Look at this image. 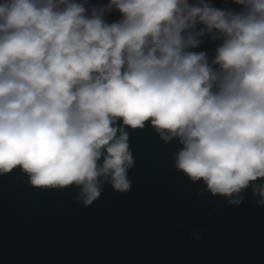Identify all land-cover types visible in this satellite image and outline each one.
I'll use <instances>...</instances> for the list:
<instances>
[{
	"label": "clouds",
	"instance_id": "1",
	"mask_svg": "<svg viewBox=\"0 0 264 264\" xmlns=\"http://www.w3.org/2000/svg\"><path fill=\"white\" fill-rule=\"evenodd\" d=\"M233 2L0 0V175L91 205L104 182L131 189L125 128L150 122L192 181L264 205V0ZM205 36L222 41L211 62L191 50Z\"/></svg>",
	"mask_w": 264,
	"mask_h": 264
},
{
	"label": "water",
	"instance_id": "2",
	"mask_svg": "<svg viewBox=\"0 0 264 264\" xmlns=\"http://www.w3.org/2000/svg\"><path fill=\"white\" fill-rule=\"evenodd\" d=\"M208 2L242 10L233 0ZM121 18L115 9L105 14L108 23ZM202 39L191 50L211 62L222 41ZM125 130L131 189L104 182L91 205L78 200L76 185L35 187L20 168L0 175V264H264V205L251 186L231 204L176 168L179 138L165 142L150 122Z\"/></svg>",
	"mask_w": 264,
	"mask_h": 264
}]
</instances>
